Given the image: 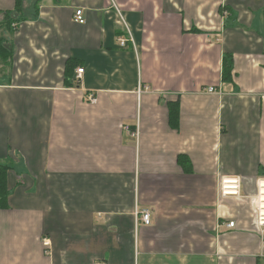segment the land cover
I'll return each instance as SVG.
<instances>
[{"label": "crops", "instance_id": "crops-1", "mask_svg": "<svg viewBox=\"0 0 264 264\" xmlns=\"http://www.w3.org/2000/svg\"><path fill=\"white\" fill-rule=\"evenodd\" d=\"M16 4L0 0V264H264V0Z\"/></svg>", "mask_w": 264, "mask_h": 264}, {"label": "built area", "instance_id": "built-area-1", "mask_svg": "<svg viewBox=\"0 0 264 264\" xmlns=\"http://www.w3.org/2000/svg\"><path fill=\"white\" fill-rule=\"evenodd\" d=\"M120 13V12H119ZM122 17V16H121ZM75 21L79 23H85L86 18L83 9H77L74 14ZM122 20L124 21L123 17ZM126 30L128 37L120 38V45L122 47H126L129 41H134L132 36L131 30L129 29L127 23ZM85 68L81 67L77 69V76L76 79H80L84 72ZM209 92L213 93L216 90L214 88H209ZM89 101L95 102L96 97L93 94L88 96ZM260 192L257 199V203L255 206L256 210V217H257V224L260 228H264V184L260 185ZM241 192V179L239 177H222L220 180V194L222 197L232 196V195H240ZM141 221L145 224H150L151 222V212L149 209H141L137 212V221ZM227 226L232 228L235 226V221H230ZM43 244L45 247H51V241L48 238L43 239Z\"/></svg>", "mask_w": 264, "mask_h": 264}, {"label": "trees", "instance_id": "trees-1", "mask_svg": "<svg viewBox=\"0 0 264 264\" xmlns=\"http://www.w3.org/2000/svg\"><path fill=\"white\" fill-rule=\"evenodd\" d=\"M23 0H17V4L16 7L17 9H19L21 7V3ZM9 13L10 12H6L9 22L11 24L12 19H10L9 17ZM224 75L225 77H229L231 75V64L230 62L226 61L225 62V68H224ZM6 170H1L0 171V193L4 194L5 193V189H6V174H5Z\"/></svg>", "mask_w": 264, "mask_h": 264}]
</instances>
